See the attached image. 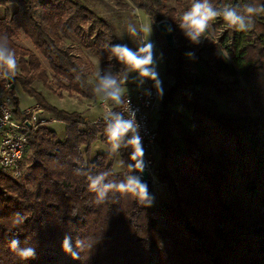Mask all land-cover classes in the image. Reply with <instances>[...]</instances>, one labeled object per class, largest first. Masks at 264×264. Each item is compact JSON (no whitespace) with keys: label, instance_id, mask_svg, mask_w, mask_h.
Instances as JSON below:
<instances>
[{"label":"trees","instance_id":"1","mask_svg":"<svg viewBox=\"0 0 264 264\" xmlns=\"http://www.w3.org/2000/svg\"><path fill=\"white\" fill-rule=\"evenodd\" d=\"M113 4L0 0V44L15 51L18 61L9 91L19 85L65 127L59 137L37 124L28 133L23 177L0 171V264H264V12L252 18L248 31L229 26L222 15L216 17L209 23L216 36L201 46L180 34L183 15L194 4L218 12L229 7L246 16V6L264 5V0ZM133 9L149 18L162 43L165 73L173 80L154 125L159 151L155 177L165 187L166 198L156 209L115 190L98 199L104 185L139 173L129 168L135 161L132 148L125 146L127 138L115 155L91 158L94 142L110 143L103 127L50 105L45 96L53 87L68 95L87 93L91 72L72 53L75 41L85 42L101 60L110 56L106 66L115 75L131 68L113 48L123 45L114 32L131 22L133 15L127 11ZM165 19L179 40L176 50L167 47L156 30ZM20 36L36 53L16 42ZM4 76L0 67L3 85ZM196 88L211 91L214 103L227 104L237 93L243 96L232 101L233 113L222 112L217 104L203 103ZM14 109L22 119L17 98ZM117 155L119 172L113 170ZM100 176L103 180L90 191L92 180ZM66 238L70 252L63 248ZM13 239L20 241L21 249L33 248L35 256H18L10 248ZM72 253L80 258L73 259Z\"/></svg>","mask_w":264,"mask_h":264},{"label":"rangeland","instance_id":"2","mask_svg":"<svg viewBox=\"0 0 264 264\" xmlns=\"http://www.w3.org/2000/svg\"><path fill=\"white\" fill-rule=\"evenodd\" d=\"M82 1L84 0H81V2ZM90 1L94 2L96 0ZM109 1H111V3L113 4V0H105V3H108ZM114 4L116 5V2ZM0 11L2 12V9H0ZM100 11L101 13H103V10ZM127 12H129V15H133V17L131 18V22L123 23L120 27H118L117 31H115L114 34H116L117 39L121 43V45L123 44L122 47L126 46L133 53L139 52V50L141 48H144L146 44L152 45L153 64L151 65V67L159 73V78L163 81L164 90L165 92L168 91L173 85V80L165 73V66L160 47L162 44L161 41L155 36L152 24L144 12L136 9ZM133 21L135 23H132ZM214 31V28L209 26L207 33L200 37L201 42L199 43V45L201 46L202 44H205V40L207 39V37H215L216 35ZM180 34L181 36L185 34L184 30L181 29ZM185 38L187 39L188 43L192 42L186 35ZM16 42L22 47L30 49L36 53L27 38L20 36L16 39ZM77 42L78 41H75L73 43L74 47L72 49V53H75L85 63V65L91 72L89 78L90 85L86 89L87 93L85 95H68L65 91H58L55 87H53L54 92L44 90L48 94L45 96L50 105L66 112L79 113L83 118L84 116H86L91 120L90 122L94 123L93 121L99 120L104 114V110L100 104L101 97L107 94L106 90H104L101 86L103 80L111 78L117 81V86L119 87L121 93V99L125 96L132 95L134 92L140 89L146 81H150L155 86V82L153 80L141 76L139 70L133 67L126 69V71L121 75H115V70L106 66L107 60L111 58L110 56L108 57V59L101 60L95 53L92 52L91 49L86 48L87 44L85 42L76 44ZM177 43L179 45V40H177ZM123 63L121 64L120 62L121 66L119 68L123 67ZM2 78L6 79L7 77L4 76ZM2 89L3 84L0 82V91ZM195 91L203 103H211L215 105L217 104L216 106H218L219 110H221L222 112L230 113H233L235 111L234 103H232V101H235L243 96L242 93H237L234 98H230L227 100L230 101L227 104L225 102L214 103L215 97L211 91L202 88H196ZM104 92H106V94ZM12 96L17 98L18 108L21 111H25L26 109L35 106L34 100L28 94H26L17 84L12 90ZM151 117L152 124L155 125L159 119L158 112L151 113ZM35 119L36 121L45 122V125L56 132L59 137L63 136L65 129L64 124L60 121H56L51 113L45 111L41 114H36ZM117 150L113 151L111 143L106 144L102 140L94 142L89 148L91 158L95 157L96 154H109L113 156L116 154ZM158 158L159 151L158 148H156L154 153L155 164L158 163ZM113 170L115 172H119L122 170V165L120 163L118 155L115 157ZM149 181L151 184V188L153 189L152 194L155 197L154 202L152 203L150 208L156 209L161 206L162 202L166 201L164 194L165 187L161 186L156 177L149 178Z\"/></svg>","mask_w":264,"mask_h":264},{"label":"clouds","instance_id":"3","mask_svg":"<svg viewBox=\"0 0 264 264\" xmlns=\"http://www.w3.org/2000/svg\"><path fill=\"white\" fill-rule=\"evenodd\" d=\"M264 12V5L245 7V15H238L233 8L225 7L222 12L213 10V8L207 4H194L189 11H186L182 18L180 25L184 30L185 35L196 44H199L200 37L205 34L209 27V22L215 20L218 16H223L229 26L236 28L238 31H248L252 27V18ZM170 30V29H169ZM7 40V36L4 37ZM113 52L117 57L130 64L133 68L139 70L140 75L150 78L155 82L157 89V95L159 98L164 96L165 90L163 87V81L159 78V73L156 72L151 65L153 64L152 45L146 44L144 48H141L138 53H133L126 46H116L113 48ZM189 57H192L193 53H187ZM0 67H3L7 76H15L18 68V61L16 53L13 50H9L3 44H0ZM102 88L107 92V98L120 103L121 93L117 86L115 79L107 78L102 81ZM113 115V114H110ZM139 125L135 121V116L129 119H124L120 114H114L112 123H110L105 132L107 134L108 141L111 143L112 150L115 151L121 147V143L125 142V138L131 133V137L126 140L125 146L132 148L131 159L135 161L134 165H129V168H135L143 172L145 170L144 156L145 150L143 147L142 137L138 134ZM103 176L97 177L92 180L89 185V190H96L97 186L103 180ZM115 190L116 192L130 194L136 197L142 204L151 206L154 202V195L150 193L149 184L147 180H142L139 177L127 176L125 180L119 183H109L103 186L98 193V199H103L107 192ZM17 223H20L19 214H17ZM20 241L13 239L10 241V248L17 253L22 259H29L35 256V250L31 247L19 248ZM77 246H80V241H77ZM63 248L66 252H70L69 241L66 238L63 242ZM73 259H79L78 253H72Z\"/></svg>","mask_w":264,"mask_h":264},{"label":"built area","instance_id":"4","mask_svg":"<svg viewBox=\"0 0 264 264\" xmlns=\"http://www.w3.org/2000/svg\"><path fill=\"white\" fill-rule=\"evenodd\" d=\"M14 99L9 91V84L3 85L0 91V171H6L14 178L24 175V162L28 150V133L37 125L45 124L36 121L35 115L43 111L39 105L21 111L22 119L15 115ZM162 98L157 95L156 87L150 82L145 84L132 95L125 96L117 103L107 94L101 97V106L104 110L102 117L94 123H99L103 129L112 123L114 114H120L129 119L132 114L139 125L138 134L142 137L145 150V170L149 178L154 176V153L157 148V135L152 124L151 113L160 110ZM113 114V115H110ZM30 126V127H29ZM131 133L126 137L129 139Z\"/></svg>","mask_w":264,"mask_h":264},{"label":"water","instance_id":"5","mask_svg":"<svg viewBox=\"0 0 264 264\" xmlns=\"http://www.w3.org/2000/svg\"><path fill=\"white\" fill-rule=\"evenodd\" d=\"M155 27H156L158 34L160 35V37L165 42L166 46L173 49V50H176L178 48V45H177V40L174 36V31H173V27H172L171 22L165 19V20L158 22L155 25ZM12 81H13V77L7 76L6 82L8 84H10ZM12 87H13V85H12ZM137 177H139L142 180L148 181V173L146 170H144L143 172L139 171V173L137 174Z\"/></svg>","mask_w":264,"mask_h":264},{"label":"crops","instance_id":"6","mask_svg":"<svg viewBox=\"0 0 264 264\" xmlns=\"http://www.w3.org/2000/svg\"><path fill=\"white\" fill-rule=\"evenodd\" d=\"M105 94H106V92H104ZM102 117V116H101ZM84 120H86V121H91L89 118H87L86 116H84V118H83ZM97 121V120H96ZM93 122H95V121H93ZM161 186H163V185H161ZM164 194H165V191H164ZM163 203V202H162Z\"/></svg>","mask_w":264,"mask_h":264},{"label":"bare ground","instance_id":"7","mask_svg":"<svg viewBox=\"0 0 264 264\" xmlns=\"http://www.w3.org/2000/svg\"><path fill=\"white\" fill-rule=\"evenodd\" d=\"M148 181H149V176H148Z\"/></svg>","mask_w":264,"mask_h":264}]
</instances>
